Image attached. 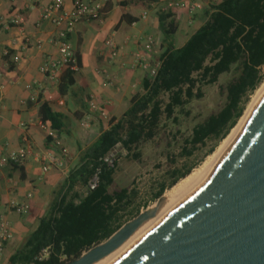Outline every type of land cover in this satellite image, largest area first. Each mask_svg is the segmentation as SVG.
Returning <instances> with one entry per match:
<instances>
[{
	"label": "trees",
	"instance_id": "trees-1",
	"mask_svg": "<svg viewBox=\"0 0 264 264\" xmlns=\"http://www.w3.org/2000/svg\"><path fill=\"white\" fill-rule=\"evenodd\" d=\"M157 1L125 0L123 4L148 10ZM204 14L206 21L177 48L171 40L179 30L175 14L168 9L158 12L165 41L156 76L144 77L142 90L132 97L123 116L103 127L99 137L83 151L79 165L69 171L50 208L7 264H65L106 241L140 213L138 187L118 184L116 165L104 161L117 144L136 159H140V146L145 143L164 146L169 168L165 172L167 180L163 179L152 195L158 200L212 154L236 126L251 95L264 81V0H211ZM76 57L80 68L77 52ZM77 73L71 66L62 72L61 94L72 88ZM215 83L219 103L197 114L190 133L182 135V118L192 114L187 105L204 96V85ZM40 117L59 136L65 132V115L50 104L41 105ZM204 147L208 148L202 157L192 161ZM175 148L179 150L175 152ZM180 159L185 160L181 166ZM96 175V187L88 188ZM45 248L50 251L48 257L39 259Z\"/></svg>",
	"mask_w": 264,
	"mask_h": 264
},
{
	"label": "crops",
	"instance_id": "crops-1",
	"mask_svg": "<svg viewBox=\"0 0 264 264\" xmlns=\"http://www.w3.org/2000/svg\"><path fill=\"white\" fill-rule=\"evenodd\" d=\"M124 1L107 0L98 19L80 21L69 34L79 55L80 68L75 84L66 94H61L60 84L41 71L47 57L58 55L59 27L41 19L43 5L29 7L26 0H0L4 18L12 12H21L26 18L22 26L9 29L0 21V217L8 219L13 230L0 264H7L8 258L50 208L69 171L79 165L83 151L106 127L99 113L90 111V103L107 111L113 119H120L130 107L132 97L142 90L143 79L148 74L141 68L131 67L133 53L144 51L149 37L154 43L151 51H144L147 59L154 62L163 52L165 37L158 12L167 9L164 0L151 4L148 10L131 8ZM181 1L180 7L171 10L179 22L178 32L183 30L185 35L180 45L175 44L177 48L206 21L204 13L211 0H198L203 7L194 13L189 11L193 0ZM71 4V0L65 1L67 8ZM110 37L116 43V57L106 44ZM15 56L19 57L18 61L14 60ZM43 103L65 115L67 124L60 139L68 156L63 158L61 167L55 166L46 174L42 173L40 156L47 149L56 152L58 149L40 125ZM87 116L89 126L84 127L81 123ZM24 137L33 147L25 163L14 166L2 161L24 145ZM12 200L28 203L29 212L21 214L11 209Z\"/></svg>",
	"mask_w": 264,
	"mask_h": 264
},
{
	"label": "water",
	"instance_id": "water-1",
	"mask_svg": "<svg viewBox=\"0 0 264 264\" xmlns=\"http://www.w3.org/2000/svg\"><path fill=\"white\" fill-rule=\"evenodd\" d=\"M162 198L65 264L120 246L102 264H264V96L204 177L160 210Z\"/></svg>",
	"mask_w": 264,
	"mask_h": 264
},
{
	"label": "built area",
	"instance_id": "built-area-1",
	"mask_svg": "<svg viewBox=\"0 0 264 264\" xmlns=\"http://www.w3.org/2000/svg\"><path fill=\"white\" fill-rule=\"evenodd\" d=\"M29 7H35L36 5H43L41 12V19L51 22L59 27L58 38L56 41L58 55L56 57H47L41 66V71L50 77L55 83L60 84V74L66 69L67 66H71L74 70H78L77 57L74 47L69 40L68 36L73 32L77 23L84 19H98L101 15L104 3L107 0H71V7L65 6L66 0H26ZM168 10H173L182 5L181 0H164ZM203 7V3L198 0H193L189 5L190 13L196 12L199 8ZM0 21H3L4 26L9 29L12 26H22L25 21V15L21 12H12L8 18H4L0 13ZM154 40L149 37L144 44V51H151L153 48ZM106 44L111 51V55L116 57L118 50L113 38H108ZM144 51H136L133 53L130 65L132 68H141L148 72L152 77L156 76L158 69L161 65V60L157 59L151 62L145 56ZM8 53V51H6ZM15 61L19 60L18 56L14 57ZM110 78V76H109ZM90 111L98 112L99 116L106 122V126H109L113 118L111 115L100 109L94 102L90 103ZM82 126H89V116L82 121ZM41 127L46 131L47 137L51 139L53 146L58 149L56 152L54 149H47L41 154V167L42 173H48L53 167H61L63 165V158L68 156V152L65 147L62 146V142L58 131L48 127L42 120L40 121ZM32 144L27 137H24V145L17 151H12L6 158H3L4 162H12L17 165H23L28 157L33 152ZM114 154L106 155L104 161L110 165H114ZM97 185V175L88 183V188L94 189ZM9 207L14 211L27 214L29 212L28 203H21L12 200ZM13 237V230L11 223L4 216L0 217V259L2 258L5 250L6 243ZM49 249L45 248L39 255V259H44L49 255Z\"/></svg>",
	"mask_w": 264,
	"mask_h": 264
},
{
	"label": "rangeland",
	"instance_id": "rangeland-1",
	"mask_svg": "<svg viewBox=\"0 0 264 264\" xmlns=\"http://www.w3.org/2000/svg\"><path fill=\"white\" fill-rule=\"evenodd\" d=\"M181 25H182V21H181ZM182 31L183 30H180V32H178L175 36L172 37L171 40L174 42V44L180 45L181 40L184 39L185 35H184V31L183 32ZM202 89L204 91V96L200 99H194L190 104L187 105V108L192 112V114L190 117L183 116L182 118V122L180 125L182 135H188V133H190V129L195 119L194 117L197 114L205 113L213 109L214 107L217 106V104L220 101L218 83L204 85ZM254 94L251 95V99L254 96ZM181 138L182 136L179 135L178 139L181 140ZM88 142H86L85 144H87ZM220 144L218 145V147L220 146ZM210 145L211 143L209 142L208 147ZM163 147H164L163 145L158 146L156 143L153 142H148L141 145L140 159L134 158V156L129 154L128 151L121 144H117L108 153V155L114 154V158H115L114 165H116V169H117L115 175L117 183L120 185L130 184L138 187L140 191L141 211L155 204L157 200H153L152 195L155 193V191L158 190L161 181L163 179L167 180L165 172L167 171L169 166H168L167 156ZM208 147L200 148L195 153L194 155L195 157L192 161H196L197 159H200L204 151ZM218 147L215 149V151L218 149ZM174 150L175 152H177L179 149L175 148ZM207 157L204 159V161L207 159ZM204 161H202V163L196 168H199L204 163ZM183 163H185V160L180 159L179 165L181 166ZM166 192L167 190L164 192V194Z\"/></svg>",
	"mask_w": 264,
	"mask_h": 264
},
{
	"label": "bare ground",
	"instance_id": "bare-ground-1",
	"mask_svg": "<svg viewBox=\"0 0 264 264\" xmlns=\"http://www.w3.org/2000/svg\"><path fill=\"white\" fill-rule=\"evenodd\" d=\"M263 96H264V81L259 86V88L256 90L254 96L252 97L250 103L248 104L246 110L244 111V114L241 117V119L238 121L236 126L230 131L228 136L222 141V143L220 144L218 149L214 153L209 155L207 157V159L204 161V163L199 168H196L195 170H193L189 175H187L186 177L182 178L171 189L167 190V192L163 195V198L161 200L162 203H161V206H160V210L165 208L170 202H172L173 198L176 195L180 194L181 192L186 191L192 185H194L196 182H198L201 178L204 177V175L209 171V169H211L212 166L215 164L216 160L219 159V157L222 155V153L224 152V150H225L226 146L228 145V143L232 140V138L234 137L235 133L239 130L240 125L243 123V121L246 120L247 116L251 113V111L253 110L255 105L259 102V100ZM155 206H157V201L151 207H155ZM152 219H153V217L148 219L147 221H145L142 225H140L139 228L131 236H133L136 233H138ZM120 247H118L116 250H114L113 252H111L110 254H108L107 256L103 257L102 259H100L99 261H97V262H95L93 264H102L103 262H105V260L108 258V256H112V254H115V252Z\"/></svg>",
	"mask_w": 264,
	"mask_h": 264
}]
</instances>
